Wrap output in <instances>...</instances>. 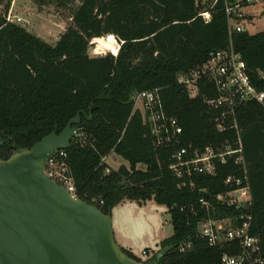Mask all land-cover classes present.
Segmentation results:
<instances>
[{
	"label": "trees",
	"instance_id": "16d2710c",
	"mask_svg": "<svg viewBox=\"0 0 264 264\" xmlns=\"http://www.w3.org/2000/svg\"><path fill=\"white\" fill-rule=\"evenodd\" d=\"M77 1L70 25L51 46L7 23L4 14L11 0H0V160L30 149L55 125L60 133L79 116L78 137L65 151L76 197L104 215L126 200L164 206L172 235L154 256L164 247L174 248L158 264H220L221 251L209 248L199 237V217L190 216L186 207L202 196L210 200L227 192V177L246 176L249 209L218 207L215 217L249 214L251 234L259 238L264 259V104L249 102L235 111L243 164H235V155L225 164L215 163L213 176L183 178L169 168L176 149L221 148L226 142L235 148L236 141L233 130L216 131L213 113L203 101L208 94L204 84L191 98L177 85V75L202 65L211 51L224 49L231 40L252 85L264 92V31L229 38L224 0L209 10L208 23L195 12L196 0ZM106 36L120 43L117 55L90 57V42L103 37L111 43ZM154 89L165 113L182 128L177 144L157 146L134 108V95ZM111 153L126 161L128 168L108 169L103 160ZM187 243L191 250L179 252V246Z\"/></svg>",
	"mask_w": 264,
	"mask_h": 264
},
{
	"label": "built area",
	"instance_id": "2783aa9c",
	"mask_svg": "<svg viewBox=\"0 0 264 264\" xmlns=\"http://www.w3.org/2000/svg\"><path fill=\"white\" fill-rule=\"evenodd\" d=\"M217 1L201 0L198 15L204 23L210 21L209 10ZM260 1L264 0H232V2L224 0V14L229 38L232 34L245 32L243 26L233 24L242 18L240 9L243 4ZM15 6V0H11L4 19L7 23L19 26L23 19L13 14ZM0 13H2L1 10ZM176 83L191 98L199 95L200 84H204L208 89V94L203 96V101L213 113L212 122L216 131L223 134L227 130H233L236 134V141L234 142L235 148L226 142L221 148L207 146L203 149H192L189 146L174 150L171 154L172 164L169 167L173 174L178 178L190 177L193 174L213 176L215 163L225 164L235 155V164H243L241 132L237 126L235 111L239 106L249 102L263 105L264 92L258 91L252 85L246 64L233 49L231 40L224 49L211 51L202 65L187 73L177 75ZM132 100L134 108L140 113L143 124L157 146L179 143L182 128L174 117L165 113L157 89L137 93ZM75 137H78L77 132ZM65 160V151H55L46 159L44 173L51 181L66 189L73 198L78 199L72 180L68 176ZM224 185L229 188L227 192L218 194L210 200L202 196L195 204L186 207L190 216L199 217L197 223L199 237L209 248L221 251L220 264H264L259 238L251 234L249 214L243 213L236 217H215L218 207L246 211L249 209L251 196L246 176L243 178L229 176L225 179ZM191 248L190 243L183 244L179 246V252L184 253ZM146 254L147 251L144 250L142 255Z\"/></svg>",
	"mask_w": 264,
	"mask_h": 264
},
{
	"label": "water",
	"instance_id": "95a60500",
	"mask_svg": "<svg viewBox=\"0 0 264 264\" xmlns=\"http://www.w3.org/2000/svg\"><path fill=\"white\" fill-rule=\"evenodd\" d=\"M196 0L195 12H200ZM113 55V54H112ZM79 116L30 149L0 160V264H158L174 248H162L145 263L117 246L110 214L73 198L44 173L55 151H66L75 138Z\"/></svg>",
	"mask_w": 264,
	"mask_h": 264
},
{
	"label": "rangeland",
	"instance_id": "374dc122",
	"mask_svg": "<svg viewBox=\"0 0 264 264\" xmlns=\"http://www.w3.org/2000/svg\"><path fill=\"white\" fill-rule=\"evenodd\" d=\"M13 14L20 16L19 24L27 32L53 46L71 23V13L78 6V1L66 0H16ZM242 18L234 25H241L245 32L254 35L264 31V1L243 4L240 9ZM249 17L253 19L250 21ZM103 38V37H102ZM114 44L110 36L104 37ZM101 39V38H100ZM117 41V39L115 38ZM120 46V43L117 41ZM105 44L93 40L88 47L90 57H102L111 53ZM108 169L117 171L120 167L128 168V163L114 153L103 160ZM137 170L145 171L142 165ZM111 227L114 240L122 252L132 253L139 261L150 260L160 249V244L172 235L170 215L167 209L153 201L138 204L123 201L111 212ZM146 255H142L143 251Z\"/></svg>",
	"mask_w": 264,
	"mask_h": 264
},
{
	"label": "bare ground",
	"instance_id": "6f19581e",
	"mask_svg": "<svg viewBox=\"0 0 264 264\" xmlns=\"http://www.w3.org/2000/svg\"><path fill=\"white\" fill-rule=\"evenodd\" d=\"M95 40H99V42L105 44L109 49H111V50L114 51L115 48H114V45L112 43H109V42L105 41L102 38L101 39H95ZM118 49H119V45L116 43V52H111V53H113L114 55H116L117 52H118Z\"/></svg>",
	"mask_w": 264,
	"mask_h": 264
},
{
	"label": "crops",
	"instance_id": "0c3cea01",
	"mask_svg": "<svg viewBox=\"0 0 264 264\" xmlns=\"http://www.w3.org/2000/svg\"><path fill=\"white\" fill-rule=\"evenodd\" d=\"M15 3H16V0H15ZM253 18L252 17H249V20L251 21ZM249 187V186H248ZM249 192H250V189H249ZM250 196H251V193H250Z\"/></svg>",
	"mask_w": 264,
	"mask_h": 264
}]
</instances>
